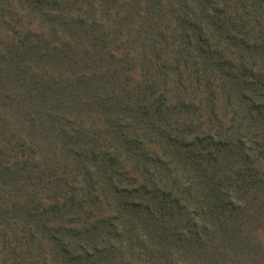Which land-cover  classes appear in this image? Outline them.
Masks as SVG:
<instances>
[{"label":"trees","instance_id":"trees-1","mask_svg":"<svg viewBox=\"0 0 264 264\" xmlns=\"http://www.w3.org/2000/svg\"><path fill=\"white\" fill-rule=\"evenodd\" d=\"M0 264H264V0H0Z\"/></svg>","mask_w":264,"mask_h":264}]
</instances>
